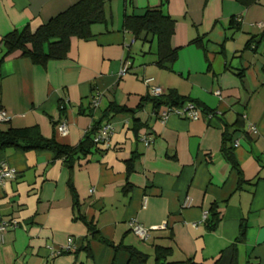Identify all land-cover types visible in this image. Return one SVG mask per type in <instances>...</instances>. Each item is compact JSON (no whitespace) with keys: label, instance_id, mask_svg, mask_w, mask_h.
Wrapping results in <instances>:
<instances>
[{"label":"crops","instance_id":"obj_1","mask_svg":"<svg viewBox=\"0 0 264 264\" xmlns=\"http://www.w3.org/2000/svg\"><path fill=\"white\" fill-rule=\"evenodd\" d=\"M77 1L0 0V45L8 33L34 31ZM148 9L174 21L170 65H156L154 39L122 28L125 15ZM105 14L108 22L93 25L92 37L71 38L67 56L45 66L3 57L0 46V108L9 118L0 130L36 127L44 139L75 147L94 127L112 125L109 148L92 149L71 169L48 150L0 151V165L16 173L0 186V219L17 223L0 240V264H125L127 254L92 239L81 218L112 246L150 256L168 248L169 261L215 264L239 239L237 263L264 264V41L257 38L264 0L248 8L235 0H110ZM150 86L162 89L160 97L174 91L200 118L170 115L162 123L159 109L180 106L155 109ZM111 106L127 112L110 113ZM60 123L65 135L56 131ZM144 135L152 137L149 146ZM211 208L221 218L208 231L203 214ZM132 221L148 230L145 241L132 234Z\"/></svg>","mask_w":264,"mask_h":264},{"label":"trees","instance_id":"obj_2","mask_svg":"<svg viewBox=\"0 0 264 264\" xmlns=\"http://www.w3.org/2000/svg\"><path fill=\"white\" fill-rule=\"evenodd\" d=\"M110 0H79L63 12L49 19L32 31L28 26L20 30H14L5 35L1 40V47L4 49L3 57L17 54L28 58L34 65L45 66L50 61L63 60L69 51L70 39H89L91 27L93 25H105L108 19L105 14L106 4ZM238 5L248 8L257 4L260 0H235ZM235 29L238 24L230 21ZM122 28L131 33L135 39L146 41L149 37L155 40L156 65L159 67L172 64L176 59L177 50L172 49L170 40L174 33V21L160 9H148L140 16L125 15L122 20ZM260 41H264V28L257 36ZM194 44L200 46L199 40H194ZM2 57V58H3ZM151 99V98H150ZM155 109L164 106H183L184 99L174 91L158 98H152ZM110 113L127 112L123 108L111 106L107 110ZM130 112V111H129ZM99 127H94L86 133L82 141L75 146L69 147L58 144L53 138L44 139L36 127L9 128L0 130V151L7 148H16L21 151L48 150L53 152L58 159H63L68 163L69 168L76 159H85L92 149H97L93 143V136ZM226 140V133H224ZM227 160L235 167L230 153L224 149ZM133 160L127 163V171H131ZM239 183H242L240 180ZM69 189L74 198V204L78 201L69 183ZM240 186V184H238ZM220 214L215 208H211L205 219L206 229L213 231L220 221ZM88 235L92 239L112 247L115 251H124L128 258L125 264H188L187 262L169 261L171 250L168 248L155 247L152 256L138 250L133 246H112L98 236L97 229L89 222H85ZM241 236V235H240ZM237 243L236 240L227 250L223 251L215 264H238L237 263ZM86 252L87 258H91L87 245L81 248ZM91 264V263H90ZM114 264V263H113Z\"/></svg>","mask_w":264,"mask_h":264},{"label":"built area","instance_id":"obj_3","mask_svg":"<svg viewBox=\"0 0 264 264\" xmlns=\"http://www.w3.org/2000/svg\"><path fill=\"white\" fill-rule=\"evenodd\" d=\"M127 65H124L123 69L121 70L120 75H124L126 72ZM150 80H145V84H148ZM163 91L160 87L150 86L149 88V95L151 98H158L162 95ZM216 95H219V92H216ZM100 95L97 94L91 98L90 106L92 109H97L100 104ZM174 115L178 118L186 119V120H198L200 118V110L192 103H186L180 107H164L159 109L156 112L157 118L163 123L168 116ZM9 120L7 113L0 108V124H3ZM249 130L255 132L254 127H249ZM56 131L61 134L65 135L67 133V127L65 123H60ZM112 134V125L110 122H107L101 125L93 136V143L97 147H103L104 149H108L110 146V136ZM141 141L144 143L145 146H149L152 142V137L148 135L141 136ZM238 144L237 142L234 143V147ZM16 173L13 169H10L4 164L0 165V186L6 180H13L15 179ZM207 218V214H203V219ZM17 227V223L15 221H4L0 219V240H2L3 234L9 228ZM132 234L138 238L139 240H146L148 236V230L139 225L136 221H132L129 225ZM71 249V244L68 242L67 246L65 247L64 251H69ZM61 251H58L56 254H60Z\"/></svg>","mask_w":264,"mask_h":264}]
</instances>
